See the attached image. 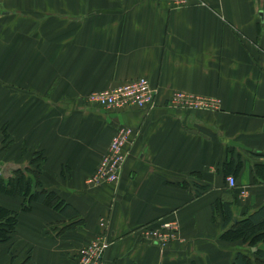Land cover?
<instances>
[{
	"label": "crops",
	"instance_id": "0c3cea01",
	"mask_svg": "<svg viewBox=\"0 0 264 264\" xmlns=\"http://www.w3.org/2000/svg\"><path fill=\"white\" fill-rule=\"evenodd\" d=\"M139 78L155 91L150 108L85 100ZM176 93L214 105L167 108ZM120 127L137 133L121 178L91 185ZM38 152L40 187L83 224L64 229L58 212L32 204L23 213L20 197L0 194V206L19 212L0 264H75L100 221L109 240L102 264L253 258L241 241L220 240L211 206L230 204L235 223L264 205V0H0V172L33 168ZM165 224L175 229L166 247L145 236Z\"/></svg>",
	"mask_w": 264,
	"mask_h": 264
},
{
	"label": "built area",
	"instance_id": "2783aa9c",
	"mask_svg": "<svg viewBox=\"0 0 264 264\" xmlns=\"http://www.w3.org/2000/svg\"><path fill=\"white\" fill-rule=\"evenodd\" d=\"M175 7L184 5L188 0H170ZM153 89L145 79H137L115 88L90 93L86 102L89 105H98L104 109H123L127 107L145 108L152 107ZM211 100L194 97L185 93H176L168 102L167 108L175 110L206 109L211 108ZM136 135L130 128H120L112 138L106 154L102 157L93 176L88 183L98 185H116L121 178V170L126 159V147L131 145ZM226 183L229 187H235L236 181L228 176ZM99 233L88 244L81 246L77 251L75 264H102L106 248L109 246L107 238L108 226L105 221L98 224ZM145 236L152 243L166 247L169 239H173L175 229L169 224L161 226L160 231L147 229Z\"/></svg>",
	"mask_w": 264,
	"mask_h": 264
},
{
	"label": "trees",
	"instance_id": "16d2710c",
	"mask_svg": "<svg viewBox=\"0 0 264 264\" xmlns=\"http://www.w3.org/2000/svg\"><path fill=\"white\" fill-rule=\"evenodd\" d=\"M35 155L29 162L33 168L17 169L12 172L10 178L6 180L0 178V194L20 197L22 199L20 211L23 213L30 212L32 204H40L58 212L70 222L64 229L83 224L78 212L71 205L54 192L40 187V166L44 158L41 152ZM35 157H40L41 160L38 161ZM231 164L232 162L225 163V176L228 174V167ZM240 167L241 164L238 163L232 173L233 176L237 175ZM211 210L213 219L220 217L224 226V230L219 235L220 240L241 241L254 256L250 258L248 255L238 252L231 264H264V248L259 247V245H264V205L235 223H231L230 204L217 201L212 204ZM18 215L17 211L0 206V243L10 240L17 226Z\"/></svg>",
	"mask_w": 264,
	"mask_h": 264
},
{
	"label": "bare ground",
	"instance_id": "6f19581e",
	"mask_svg": "<svg viewBox=\"0 0 264 264\" xmlns=\"http://www.w3.org/2000/svg\"><path fill=\"white\" fill-rule=\"evenodd\" d=\"M170 1V0H169ZM191 0H188L184 5H182V6H180V7H183V6H185L187 3H189ZM139 79H141V78H139ZM142 79H145V78H142ZM135 80H137V79H135ZM148 83H149V81L147 80V79H145ZM131 81H134V80H131ZM131 81H129V82H131ZM128 82V83H129ZM126 84V83H125ZM149 85H150V83H149ZM150 87H151V85H150ZM152 88V87H151ZM153 89V88H152ZM105 91V90H104ZM154 91V90H153ZM95 92H98V91H95ZM92 93V92H91ZM154 93H155V91H154ZM153 93V97H152V104L150 105V106H152L153 105V99H154V96H155V94ZM87 98V97H86ZM86 100V99H85ZM212 103H213V105H214V101H212ZM92 106V105H91ZM93 106H98V105H93ZM99 108H102V107H100V106H98ZM213 107V106H212ZM130 108H136V107H127V108H123V109H106V110H113V111H121V110H124V109H130ZM148 107H145V108H140V110L142 109V110H144V109H147ZM102 109H104V108H102ZM137 109H139V108H137ZM207 109V108H206ZM196 110H201V109H196ZM120 128H122V127H120ZM120 128H118V130L120 129ZM125 128H130V127H125ZM131 129V128H130ZM117 130V131H118ZM117 131H116V133H117ZM132 131L134 132V133H136V131L134 130V129H132ZM115 133V134H116ZM115 134H114V136H115ZM137 134V133H136ZM113 136V137H114ZM112 137V138H113ZM134 137H136V135L134 136ZM112 138H111V140H112ZM110 143H111V141H110ZM110 143H109V145H110ZM128 147V146H127ZM127 147H126V152H127ZM108 148H109V146H108ZM108 148H107V150H108ZM107 152V151H106ZM106 154V153H105ZM104 154V155H105ZM103 155V156H104ZM127 155H128V152H127V154H126V159H127ZM102 159V158H101ZM126 159H125V161H124V164H123V166H122V170H121V174H122V172H123V168H124V165H125V162H126ZM101 161V160H100ZM100 163V162H99ZM99 165V164H98ZM98 167V166H97ZM96 167V168H97ZM19 168V167H18ZM95 171H96V169H95ZM94 171V172H95ZM0 174H1V172H0ZM94 174V173H93ZM93 176V175H92ZM91 176V177H92ZM90 177V178H91ZM89 178V179H90ZM92 185V184H91ZM98 186H100V185H98Z\"/></svg>",
	"mask_w": 264,
	"mask_h": 264
},
{
	"label": "water",
	"instance_id": "95a60500",
	"mask_svg": "<svg viewBox=\"0 0 264 264\" xmlns=\"http://www.w3.org/2000/svg\"><path fill=\"white\" fill-rule=\"evenodd\" d=\"M9 169L13 172L14 170L19 169L17 166H4L1 170V173H4V171L6 170V173L8 175V171ZM254 251V249H252Z\"/></svg>",
	"mask_w": 264,
	"mask_h": 264
},
{
	"label": "rangeland",
	"instance_id": "374dc122",
	"mask_svg": "<svg viewBox=\"0 0 264 264\" xmlns=\"http://www.w3.org/2000/svg\"><path fill=\"white\" fill-rule=\"evenodd\" d=\"M35 154H36V153H34V154H31V155H32V157H31L29 160H31L32 158H34V155H35ZM35 156H36V155H35ZM37 156H39V155H37ZM35 158H36L38 161H39V160H41V159H40V157H35ZM98 228H99V227H98ZM99 230H100V228H99Z\"/></svg>",
	"mask_w": 264,
	"mask_h": 264
}]
</instances>
